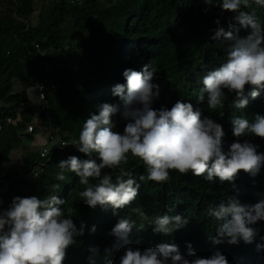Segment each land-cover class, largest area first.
<instances>
[{
  "label": "trees",
  "instance_id": "1",
  "mask_svg": "<svg viewBox=\"0 0 264 264\" xmlns=\"http://www.w3.org/2000/svg\"><path fill=\"white\" fill-rule=\"evenodd\" d=\"M205 7L207 12L203 11ZM252 9L264 26V7L250 3L245 10ZM233 15L219 5H205L203 0H0V105L12 106L11 110H0V165H5L10 152L20 147L26 125H33L35 113L48 131L66 143L78 139L84 119L97 111V105L107 102L122 107V100L113 96L111 89L115 83L124 82L123 70H140L146 63L157 73L154 82L160 85V97L153 107H171L177 99L190 100L194 110L222 125L226 150L237 139L231 130L233 116L243 114L252 120L257 114L264 115V90H259L253 99L255 86L245 85L244 97L249 103L244 109H234V94L226 91L223 107L215 110L209 109L206 102L196 101L202 76L219 66L226 55L224 45L210 40L213 30H227L229 23H235ZM217 19L219 25L215 23ZM237 27L239 37L250 31L238 24ZM35 43L45 53L43 56L34 48ZM43 61L50 64L49 71L42 70ZM36 84L42 85L45 92V109L41 111L37 97L31 96ZM6 117L10 123L4 122ZM113 120L114 130L121 131L124 122L119 114ZM34 129L33 126L32 132ZM239 139H249L259 145V152H264V138ZM69 155L88 158L72 145H53L45 157H40L38 150L28 152L16 171L5 173L8 183L0 188L3 210L13 197L42 198L52 192L53 183L60 185L55 194L64 200V214L71 216L78 228L81 221L85 224L83 235L75 237V243L66 249L62 264H116L123 254V242L110 230L120 218L136 222L128 236V244L134 248L175 243L187 257L186 242H190L200 257L219 250L229 264H264V250L256 248L260 235H264V221L252 225L256 236L250 244L225 241L213 245L208 239L220 223L209 215L208 208L234 194L228 182L209 183L202 176L176 170H170L167 182L150 181L142 162L129 156L115 171L102 170L110 172L113 181L121 175V168L137 179L144 176L138 180L140 188L135 200L114 215L110 205L90 208L81 201L78 193L85 185L74 173L65 171V180H56L57 163ZM92 158L99 163L95 155ZM36 165L41 172L32 178L29 173ZM90 183L95 181L90 178ZM232 183L239 189L241 203L257 202L264 196V166L256 175L239 170ZM133 208L143 211L148 220ZM164 212L187 217L188 223L170 235L154 233L149 221ZM93 225L94 232L90 231ZM92 249L96 254L90 260Z\"/></svg>",
  "mask_w": 264,
  "mask_h": 264
},
{
  "label": "clouds",
  "instance_id": "2",
  "mask_svg": "<svg viewBox=\"0 0 264 264\" xmlns=\"http://www.w3.org/2000/svg\"><path fill=\"white\" fill-rule=\"evenodd\" d=\"M203 3L219 5L221 10L234 13L235 23H229L227 30L224 27L213 30L210 40L224 45L226 55L219 66L202 76L196 101L206 102L209 109L215 110L223 107L226 91L234 94L232 107L244 109L249 103L244 97L245 85L255 86L251 93L253 99L260 94L259 90H264V26L255 9H245L250 3L264 7V0H203ZM203 11L207 12L208 8ZM215 23L219 25V20ZM237 24L250 28L249 33L239 37ZM122 76L124 82L115 83L111 89L112 95L122 100V107L100 103L97 111L84 119L78 139L62 142L61 147L75 146L88 158L69 155L60 160L56 180H65V171L74 173L79 183L85 185L78 193L81 201L90 208L110 205L114 215L135 200L140 188L138 180H143L144 176L137 179L121 168V175L113 181L112 174L102 173V170L115 171L129 156L142 162L150 181L167 182L170 170H176L180 174L191 172L202 176L209 183L228 182L234 194L208 208L209 215L220 221L214 235L208 239L213 245L225 241L252 243L256 236L252 225L264 221V196L255 203H241L239 189L232 182L239 170L256 175L264 166V152L258 151L259 145L249 139H239L264 138V115L257 114L252 120L243 114L233 116L231 130L237 139L225 150L222 125L210 115L194 110L190 100L177 99L171 107H153L160 97V85L154 82L157 73L147 63L140 70L125 68ZM117 114L124 122L121 131L114 130L113 117ZM90 178L95 183H90ZM59 187L53 183L52 192L42 198L13 197L9 207L0 210V264H62L66 249L75 243V237L83 235L85 224L81 221L78 228L72 217L64 214L61 207L64 200L55 194ZM132 211L148 220L139 208ZM187 223V217L168 212L149 221L154 233L165 235ZM135 225L134 220L120 218L110 230L111 235L123 242V254L116 264H229L219 250L208 257L197 256L190 242H186L187 257L175 243L160 242L144 249L134 248L128 244V236ZM95 230L93 225L90 231ZM256 248L264 250V235H260ZM91 252L90 260L96 250Z\"/></svg>",
  "mask_w": 264,
  "mask_h": 264
},
{
  "label": "built area",
  "instance_id": "3",
  "mask_svg": "<svg viewBox=\"0 0 264 264\" xmlns=\"http://www.w3.org/2000/svg\"><path fill=\"white\" fill-rule=\"evenodd\" d=\"M34 48L36 49V51L39 52V54L41 56H43L45 53L43 51H40L38 44H34ZM41 68L44 71H49L51 69L50 64L47 61H43L41 64ZM33 89L36 91V96L38 99V108L39 111L44 110L45 109V92L44 89L42 87V85L40 84H36ZM5 123H10L11 119L9 117H6L4 119ZM2 122L0 121V131L2 129ZM32 124H27L26 125V131L27 132H32ZM62 142L66 143L58 134L52 133V132H48L46 135V139H45V143H43L39 149H38V153L40 157H45L48 155V152L51 148V146L53 145H57L59 147H61ZM41 172V168L39 165H36L32 168L31 172L29 173V175L32 178H36L37 176H33L32 174H40ZM5 171H0V184L3 186V188L6 187L7 185V180L5 179Z\"/></svg>",
  "mask_w": 264,
  "mask_h": 264
},
{
  "label": "crops",
  "instance_id": "4",
  "mask_svg": "<svg viewBox=\"0 0 264 264\" xmlns=\"http://www.w3.org/2000/svg\"><path fill=\"white\" fill-rule=\"evenodd\" d=\"M31 96L33 99H36V91L33 90V92H31ZM32 123L36 129H34L33 132L24 133L20 147L17 150L10 152L9 161L3 166L0 165V171H16L20 165L22 157L26 153L38 150L39 147L45 143L46 135L49 131L41 124L37 117V113H35L34 121ZM0 188L4 189L3 186H0Z\"/></svg>",
  "mask_w": 264,
  "mask_h": 264
},
{
  "label": "water",
  "instance_id": "5",
  "mask_svg": "<svg viewBox=\"0 0 264 264\" xmlns=\"http://www.w3.org/2000/svg\"><path fill=\"white\" fill-rule=\"evenodd\" d=\"M12 106H5V105H0V110L2 111H7V110H11Z\"/></svg>",
  "mask_w": 264,
  "mask_h": 264
}]
</instances>
